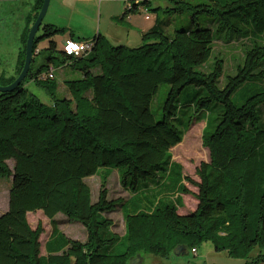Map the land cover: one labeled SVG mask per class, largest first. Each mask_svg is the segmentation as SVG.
Wrapping results in <instances>:
<instances>
[{
  "label": "trees",
  "instance_id": "16d2710c",
  "mask_svg": "<svg viewBox=\"0 0 264 264\" xmlns=\"http://www.w3.org/2000/svg\"><path fill=\"white\" fill-rule=\"evenodd\" d=\"M174 2L175 13L192 12L193 28L168 33L158 21L142 33L139 48L114 46L99 35L88 55L75 57L57 50L54 38L63 29L43 27L42 39L49 43L46 62L34 71V56L25 82L14 93L0 94V178L12 179L9 207L0 216V264H133L144 256L171 260L179 246L193 253L206 243L234 259H248L257 251L253 263H264V125L259 115L264 106V0ZM200 15L214 20L216 34L197 25ZM219 38L244 45L236 75L227 77L223 89L218 84L225 60L214 52ZM65 66L80 78L64 81L69 95L60 99L58 84L51 80ZM28 80L48 91L51 107L27 96ZM162 85L170 91L157 120L151 105ZM187 89L195 91L192 116L179 106ZM241 91L245 102L236 106L232 97ZM201 122L206 123L202 143L210 160L197 168L196 181L184 176L172 150L192 124ZM112 171L119 172L131 202L149 181L160 189L150 207L124 215L127 250L120 255L111 253L121 237L112 232L107 214L125 201L109 200ZM102 174L94 203L86 180ZM183 195L197 201L189 215L179 213ZM36 212L49 220L63 215L80 223L88 240L66 238L53 228L63 245L55 255L42 257L44 227L34 229L28 220Z\"/></svg>",
  "mask_w": 264,
  "mask_h": 264
},
{
  "label": "rangeland",
  "instance_id": "374dc122",
  "mask_svg": "<svg viewBox=\"0 0 264 264\" xmlns=\"http://www.w3.org/2000/svg\"><path fill=\"white\" fill-rule=\"evenodd\" d=\"M150 4H143L144 0H132V4H141L138 6L140 12L136 14V21L139 29H145V27H152L154 24L160 20L165 31L168 33H173L176 29L178 30H189L193 28V14L192 12L184 13H175L174 9L176 8L174 0H149ZM137 2V3H136ZM107 3L103 5V17H102V28L101 32L107 31L109 29L113 37L123 38V44L128 45L130 48H139L142 46L141 41V31L138 33L139 29H129L130 27H118L117 24L120 23L118 19L111 20V17L121 16L120 12L111 11L107 7ZM146 8L149 12H146ZM19 9V10H17ZM52 10V9H51ZM27 11V5L24 4L22 7H17L10 4L7 0H0V75H3V78H0V86H8V79L11 75H17L15 72V59L18 52V47L20 45V36L22 34L23 22L21 20L22 15H25ZM113 13V14H111ZM115 13V14H114ZM146 13L150 15L151 20L146 21ZM51 14V11H50ZM48 15V14H47ZM50 16V15H49ZM49 16L45 17L43 26L37 35V39L42 38L43 36V27H45L49 22ZM67 16V15H66ZM99 6L98 4L82 5L78 13L74 16L72 24L76 27L81 28L82 32L75 34L77 41L81 39L88 40L93 42L99 33ZM111 20V22L109 21ZM69 21V17L65 22ZM60 23L63 21L60 20ZM197 25L202 29H210L213 33L216 34L215 22L212 18H208L204 15H200L195 19ZM96 25V30L94 29ZM33 26V25H32ZM32 27H30L31 30ZM131 30V31H128ZM29 31V30H28ZM85 33L90 34V38L85 36ZM96 33V34H95ZM28 38V32L26 33ZM81 35V36H79ZM84 35V36H83ZM98 35V36H99ZM233 37H238L237 35H231ZM60 37H65L60 35ZM218 36L216 35V38ZM59 38V40H61ZM58 40V41H59ZM39 42V48L42 50V55L36 58V61L33 66V70L37 71L41 65L46 62L47 55L45 50L48 48V41H43L42 39ZM55 41V40H54ZM130 43L128 44V42ZM58 43V42H57ZM59 46H61V41H59ZM127 46V47H128ZM20 48V47H19ZM215 54L225 60V74L223 78L219 81V88H225L227 84L228 76L236 75V66L241 63L244 58V45L239 40H231L227 42L223 39H218L215 42L214 48ZM213 59L210 62L213 63ZM261 70L264 71V64L261 67ZM19 77V76H18ZM17 77V78H18ZM55 79L51 82H56L58 84L57 95L58 98H66L69 94L64 85V81H74L80 78L79 72L73 71L71 67L65 66L60 69L55 70ZM16 78V79H17ZM15 79V80H16ZM254 85H250L248 88H253ZM25 90L27 96L37 98L43 105L51 107L53 105V98L48 93V91L41 85L28 80L25 83ZM170 87L168 85H162L158 91V94L155 96L151 109L157 120H161L162 110ZM248 94L246 89L243 91ZM235 93L232 97V101L236 106L242 105L245 100L243 98V93ZM243 93V94H242ZM195 91L194 89H187L182 93L179 99V106L181 111L192 116L194 112L190 107L191 103L194 101ZM219 107L217 108V112ZM259 115L261 118V124L264 125V106L259 108ZM186 118V117H185ZM206 123H194L190 129L186 132L183 141L180 145L175 147L172 150L173 161L175 163L181 164L183 167V174L185 177H191L192 179L199 181L196 176V170L200 167L202 163H208L210 160L209 151L203 147L202 135ZM183 127H186L184 124ZM10 168L13 169L14 163H8ZM102 175L91 177L86 180V183L91 188L92 191V201L97 202L99 193L102 185ZM11 180L7 178H0V216L3 215L9 207V193L11 189ZM169 185L174 183V179L168 181ZM143 184V183H142ZM149 188H141V192L138 196H135V200L131 202L133 196L126 191L125 188L121 186L120 174L117 171H112L107 184V189L109 191V200H123L125 204L119 206L114 212L107 214V218L113 222L112 232L121 237L120 243H118L112 250L111 253L114 255H120L126 252L127 250V241L124 238L125 236V224H124V215L127 212L139 209H145L150 207V204H154L159 195V187L156 185L155 181L148 182ZM186 186L190 189L191 192L197 193L198 190L186 183ZM184 206L179 208V213L181 215H189L196 209L197 201L191 195H183ZM63 216V215H62ZM28 220L32 228H37L39 224H42L43 227H47L49 221L43 215L42 212H36L28 215ZM70 225L67 228L68 237L74 240H80L84 242V239H87L88 233L86 229L78 222L70 221ZM48 228V227H47ZM189 252V251H188ZM258 252H254L252 256L248 259L239 258L234 259L230 258L226 253H219L214 250V247L211 243H206L202 245L196 253H191L187 256L174 257L171 260L155 258L153 256H144L143 258H136L132 263L133 264H256L253 263V260L257 257ZM264 264V263H260Z\"/></svg>",
  "mask_w": 264,
  "mask_h": 264
},
{
  "label": "crops",
  "instance_id": "0c3cea01",
  "mask_svg": "<svg viewBox=\"0 0 264 264\" xmlns=\"http://www.w3.org/2000/svg\"><path fill=\"white\" fill-rule=\"evenodd\" d=\"M7 2H10V4L15 5L17 7H22L24 6V4L27 5V11L25 13V15H22V22H23V29H22V34L20 36V45L18 47V52L16 55V59H15V72L17 73V75H11L8 79V82L15 80L18 75H19V70L21 68V63H22V59H23V51H24V41L26 39V33L30 31V27H32V25L35 23L39 13H40V5L43 2V0H7ZM132 0H51L50 2V7L48 10V15L49 16V22H48V26H53L55 28L58 29H63L65 33L60 34V35H64L65 37H60V35H57L54 40L56 42L57 45V50L61 51L63 49V45L65 43L66 40L68 39H74L75 34L82 32L81 28L76 27L72 24L73 18L74 16L78 13L80 6L82 5H91V4H98L99 6V14H100V20H99V32H100V36H102L103 38H105L106 40H108L110 42V44L114 45V46H120L123 45V38H119V37H113L112 38V33H110L109 29H105L107 31H104V33L101 32V28H102V17H103V5L104 3H107V7L108 9H110L111 11H116V12H120L121 16L119 17H111V20H116L118 19L120 21L118 25V27H130L129 29H139L138 25H137V21H136V14H138L141 10L140 8L135 11V12H129V6L133 5ZM137 3V2H136ZM150 4V2H148ZM144 4V2H143ZM148 4V5H149ZM141 6V4H136ZM147 7V4H146ZM52 9V10H51ZM19 10V9H17ZM51 11V14H50ZM146 12H149L146 8ZM113 14V13H111ZM115 14V13H114ZM67 15V16H66ZM67 17H69V21L65 22V20L67 19ZM147 17H149V19H147ZM62 20L63 22L60 23L59 21ZM111 20H109L111 22ZM145 20L146 21H150L151 17L150 15H148L146 13L145 16ZM160 21V20H158ZM155 26V24L148 28L145 27V29H139L138 33H141V37H142V33L147 32L149 30H151L153 27ZM96 25L94 27V29L96 30ZM29 30V31H28ZM131 31V30H128ZM96 34V33H95ZM99 33H97L95 36H98ZM81 36V35H79ZM84 36V35H83ZM85 36H87V38H90V34L89 33H85ZM59 38H61V40H59ZM43 40V39H42ZM61 41V46H59V41ZM76 40V39H74ZM43 41H47V40H43ZM80 41H88L85 39H81ZM41 42V41H39ZM39 42L37 43V48L36 50H39L40 52H42V50L39 48ZM58 42V43H57ZM128 42V44L130 43V41H126ZM128 46V45H125ZM49 47V45H48ZM129 47V46H128ZM37 55V57L41 56ZM54 57L57 56V53L53 54ZM36 57V58H37ZM3 75H0V78H3ZM56 78V77H55ZM54 78V79H55ZM47 219V218H46ZM49 224H48V228L44 227V234L41 236L40 242H41V256L44 258H47L48 256H50L51 254H54V252H56L59 248H61V246L63 245V242L61 240L60 237L56 236V233L54 234V229L53 228H57L58 233L57 234H62L64 235L66 238L71 239L70 237H68L67 234V228L70 225V220H68L67 218H65L62 215H57L53 220H49ZM74 240V239H72ZM88 240L84 239V242H86ZM76 241H80V240H76ZM81 242V241H80ZM55 255V254H54Z\"/></svg>",
  "mask_w": 264,
  "mask_h": 264
},
{
  "label": "water",
  "instance_id": "95a60500",
  "mask_svg": "<svg viewBox=\"0 0 264 264\" xmlns=\"http://www.w3.org/2000/svg\"><path fill=\"white\" fill-rule=\"evenodd\" d=\"M50 2L51 0H43V6L40 10V13L29 32L26 43L25 63L21 74L12 84L5 87L0 86V94L14 93L27 79L34 59V48L36 44L42 39H37V35L43 26L45 17L50 7ZM188 254L189 252L184 246H179L174 251L175 257L187 256Z\"/></svg>",
  "mask_w": 264,
  "mask_h": 264
},
{
  "label": "built area",
  "instance_id": "2783aa9c",
  "mask_svg": "<svg viewBox=\"0 0 264 264\" xmlns=\"http://www.w3.org/2000/svg\"><path fill=\"white\" fill-rule=\"evenodd\" d=\"M132 5L129 6V10L131 11ZM149 19V17H147ZM94 43L90 41H77L74 39H68L65 41L63 45V52L67 55L75 56V57H82L88 55L93 49ZM40 54L39 50L34 51V56ZM54 78V70L52 69L49 74V79ZM197 251H193L196 253Z\"/></svg>",
  "mask_w": 264,
  "mask_h": 264
}]
</instances>
